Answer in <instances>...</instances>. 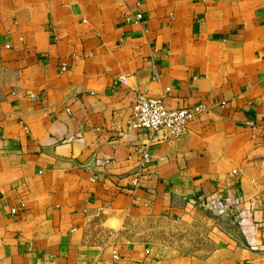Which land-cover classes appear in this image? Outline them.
I'll use <instances>...</instances> for the list:
<instances>
[{
  "label": "crops",
  "instance_id": "1",
  "mask_svg": "<svg viewBox=\"0 0 264 264\" xmlns=\"http://www.w3.org/2000/svg\"><path fill=\"white\" fill-rule=\"evenodd\" d=\"M133 94L204 111L161 139ZM201 210L204 256L120 241ZM0 264H264V0H0Z\"/></svg>",
  "mask_w": 264,
  "mask_h": 264
},
{
  "label": "rangeland",
  "instance_id": "2",
  "mask_svg": "<svg viewBox=\"0 0 264 264\" xmlns=\"http://www.w3.org/2000/svg\"><path fill=\"white\" fill-rule=\"evenodd\" d=\"M214 208V204L212 206ZM223 210H201V215L210 221L199 219L190 225L174 224L159 218L150 220H129L123 224V230L119 231L120 241L139 242L153 249L155 254H176L180 258L204 256L211 251L216 242L218 230L227 228L237 232L236 218L234 214L223 216ZM230 219V220H229ZM210 223L216 230L212 232ZM98 225V221H94ZM109 236V235H108Z\"/></svg>",
  "mask_w": 264,
  "mask_h": 264
},
{
  "label": "built area",
  "instance_id": "3",
  "mask_svg": "<svg viewBox=\"0 0 264 264\" xmlns=\"http://www.w3.org/2000/svg\"><path fill=\"white\" fill-rule=\"evenodd\" d=\"M128 109L131 129L160 133L161 139L168 140L181 138L186 133L187 124L204 111L201 104L178 108L165 107L159 99L142 94H133Z\"/></svg>",
  "mask_w": 264,
  "mask_h": 264
}]
</instances>
